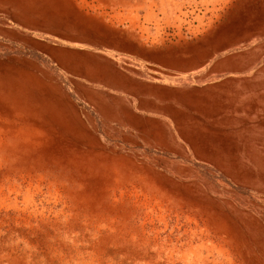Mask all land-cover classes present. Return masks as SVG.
Returning <instances> with one entry per match:
<instances>
[{"label":"rangeland","instance_id":"1","mask_svg":"<svg viewBox=\"0 0 264 264\" xmlns=\"http://www.w3.org/2000/svg\"><path fill=\"white\" fill-rule=\"evenodd\" d=\"M191 40L123 129L115 68ZM0 264H264V0H0Z\"/></svg>","mask_w":264,"mask_h":264},{"label":"crops","instance_id":"2","mask_svg":"<svg viewBox=\"0 0 264 264\" xmlns=\"http://www.w3.org/2000/svg\"><path fill=\"white\" fill-rule=\"evenodd\" d=\"M188 50L189 54L184 56L175 46L159 47L157 53L161 57L157 62L139 56V63L133 66L127 75L115 68L114 75L118 87L114 89L120 93V99L129 105L127 123L125 118L118 119H123L120 122H125L126 125L128 123L140 125L135 128L129 125L123 129L140 131L141 125L151 123L157 129L159 125L163 130L166 119L179 121L182 101H185L186 96H189L190 105L192 104V94L181 91L180 84L192 81L199 70L196 58L192 57V40ZM132 135L133 133L130 136L125 134V137H134Z\"/></svg>","mask_w":264,"mask_h":264}]
</instances>
